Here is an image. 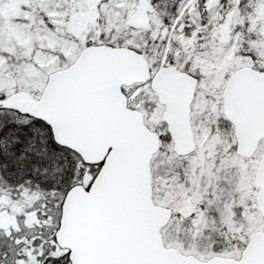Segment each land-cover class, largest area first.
<instances>
[{
  "label": "snow or ice",
  "instance_id": "1",
  "mask_svg": "<svg viewBox=\"0 0 264 264\" xmlns=\"http://www.w3.org/2000/svg\"><path fill=\"white\" fill-rule=\"evenodd\" d=\"M0 264H264V0H0Z\"/></svg>",
  "mask_w": 264,
  "mask_h": 264
}]
</instances>
